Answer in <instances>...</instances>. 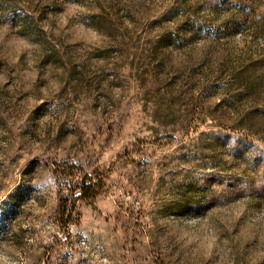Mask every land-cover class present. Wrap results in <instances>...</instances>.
Instances as JSON below:
<instances>
[{
  "label": "rangeland",
  "instance_id": "rangeland-1",
  "mask_svg": "<svg viewBox=\"0 0 264 264\" xmlns=\"http://www.w3.org/2000/svg\"><path fill=\"white\" fill-rule=\"evenodd\" d=\"M0 264H264V0H0Z\"/></svg>",
  "mask_w": 264,
  "mask_h": 264
},
{
  "label": "trees",
  "instance_id": "trees-1",
  "mask_svg": "<svg viewBox=\"0 0 264 264\" xmlns=\"http://www.w3.org/2000/svg\"><path fill=\"white\" fill-rule=\"evenodd\" d=\"M81 190V195L85 199L95 200L101 194L98 184L83 182L82 186H77ZM77 208L76 197L70 199L69 196H65L60 199L58 214L61 221L62 231L68 232L72 223H77L81 219V215ZM77 214V217L75 216Z\"/></svg>",
  "mask_w": 264,
  "mask_h": 264
}]
</instances>
